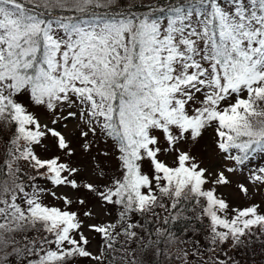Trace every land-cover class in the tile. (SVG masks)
<instances>
[{"label": "snow or ice", "instance_id": "snow-or-ice-1", "mask_svg": "<svg viewBox=\"0 0 264 264\" xmlns=\"http://www.w3.org/2000/svg\"><path fill=\"white\" fill-rule=\"evenodd\" d=\"M264 0H0V264H264Z\"/></svg>", "mask_w": 264, "mask_h": 264}, {"label": "trees", "instance_id": "trees-1", "mask_svg": "<svg viewBox=\"0 0 264 264\" xmlns=\"http://www.w3.org/2000/svg\"><path fill=\"white\" fill-rule=\"evenodd\" d=\"M257 158H259V157H257ZM256 165L264 166V161H261V159H256V160L253 162L252 166L254 167V166H256Z\"/></svg>", "mask_w": 264, "mask_h": 264}, {"label": "rangeland", "instance_id": "rangeland-1", "mask_svg": "<svg viewBox=\"0 0 264 264\" xmlns=\"http://www.w3.org/2000/svg\"><path fill=\"white\" fill-rule=\"evenodd\" d=\"M257 159H260V158H257Z\"/></svg>", "mask_w": 264, "mask_h": 264}]
</instances>
